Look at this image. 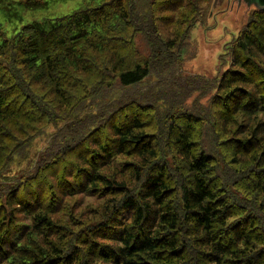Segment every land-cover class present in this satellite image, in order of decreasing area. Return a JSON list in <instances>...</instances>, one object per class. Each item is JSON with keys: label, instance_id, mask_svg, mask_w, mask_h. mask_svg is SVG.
<instances>
[{"label": "trees", "instance_id": "1", "mask_svg": "<svg viewBox=\"0 0 264 264\" xmlns=\"http://www.w3.org/2000/svg\"><path fill=\"white\" fill-rule=\"evenodd\" d=\"M199 1L83 0L0 25V264H264V9L208 79L182 74ZM195 91L205 104L184 106Z\"/></svg>", "mask_w": 264, "mask_h": 264}, {"label": "rangeland", "instance_id": "2", "mask_svg": "<svg viewBox=\"0 0 264 264\" xmlns=\"http://www.w3.org/2000/svg\"><path fill=\"white\" fill-rule=\"evenodd\" d=\"M19 0H0V25L7 34H12L19 30L22 24L41 19L44 17L58 16L71 12L77 8L83 0H38V2H46L45 7H25L18 2ZM200 12L194 26H190L189 38L185 45H183V60H182V74H202L206 78L211 79L219 75L222 69L227 66L219 55L223 51V46L226 42L231 40L236 35L241 26L245 23L248 12L254 6L247 7L244 2L238 3L236 0H202L199 1ZM5 8V10L3 9ZM159 26L156 28L163 37L170 36L173 31L172 26L169 28ZM131 30V29H130ZM135 49L138 51L139 57H146L149 55V46L142 34H137L134 40ZM158 61V57H155ZM159 62V61H158ZM156 62L154 66L157 65ZM155 74L149 79L140 83L139 92L147 93L149 89L154 88V92L159 90ZM93 90V89H92ZM114 91V90H113ZM112 91V92H113ZM120 96V89L116 88L114 97ZM199 98L197 91L189 94L184 99V106L195 102L201 104L206 102L207 97ZM52 127L50 128V130ZM42 140H39L36 147L41 146ZM118 159V155L116 157ZM111 167L107 170L110 172ZM107 172L106 169L104 171ZM104 189H99L94 197H85L83 204L95 207L102 206L108 196ZM115 198H119L116 195ZM87 212H89L87 210ZM127 212L121 213L123 221H127ZM81 217L88 220V228L96 226L101 222V214L88 215L84 210Z\"/></svg>", "mask_w": 264, "mask_h": 264}, {"label": "water", "instance_id": "3", "mask_svg": "<svg viewBox=\"0 0 264 264\" xmlns=\"http://www.w3.org/2000/svg\"><path fill=\"white\" fill-rule=\"evenodd\" d=\"M238 3L244 2L247 7L254 6L257 9H264V0H236Z\"/></svg>", "mask_w": 264, "mask_h": 264}]
</instances>
